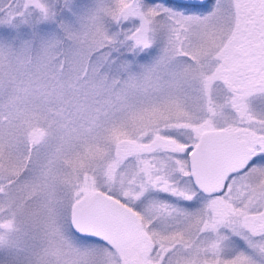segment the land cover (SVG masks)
I'll list each match as a JSON object with an SVG mask.
<instances>
[{
  "label": "snow or ice",
  "instance_id": "obj_1",
  "mask_svg": "<svg viewBox=\"0 0 264 264\" xmlns=\"http://www.w3.org/2000/svg\"><path fill=\"white\" fill-rule=\"evenodd\" d=\"M0 264H264V0H0Z\"/></svg>",
  "mask_w": 264,
  "mask_h": 264
}]
</instances>
